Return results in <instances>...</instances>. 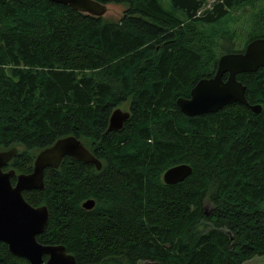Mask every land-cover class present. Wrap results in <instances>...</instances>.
Returning <instances> with one entry per match:
<instances>
[{
    "label": "trees",
    "instance_id": "obj_1",
    "mask_svg": "<svg viewBox=\"0 0 264 264\" xmlns=\"http://www.w3.org/2000/svg\"><path fill=\"white\" fill-rule=\"evenodd\" d=\"M98 1L127 8L109 21L51 0H0V151L17 148L4 169L31 172L38 151L68 135L101 161L66 156L45 169L42 190L23 191L49 210L38 241L62 244L78 264L264 256V66L237 75L259 112L235 102L188 116L176 104L221 54L264 38V0L244 22L232 15L258 0ZM224 19L235 25L213 29ZM124 104L122 128L108 129ZM180 163L190 175L166 184ZM0 264L30 263L0 242Z\"/></svg>",
    "mask_w": 264,
    "mask_h": 264
},
{
    "label": "water",
    "instance_id": "obj_2",
    "mask_svg": "<svg viewBox=\"0 0 264 264\" xmlns=\"http://www.w3.org/2000/svg\"><path fill=\"white\" fill-rule=\"evenodd\" d=\"M51 1L69 5L74 10L93 16L102 17L106 12V4L98 0ZM263 66L264 38H255L241 52L221 54L214 75L199 79L190 89L188 97H178L176 104L188 116L213 113L235 102L259 112L260 104H248L246 86L237 79V75L254 72ZM128 117V111L115 108L109 117L108 129L122 128ZM16 153V147L0 151V242L5 243L11 253L25 258L30 264H78L62 244H43L38 241L37 236L48 224L49 210L45 205L33 206L28 203L23 191L42 190L45 169L58 168L66 156L91 163L96 169L101 168V161L73 135L59 138L51 146L40 150L35 156L32 171L28 173L16 174L13 168L4 169ZM191 171V166L186 163L174 165L163 172V181L166 184L180 182ZM82 206L90 209L94 206V201L87 199ZM44 255L47 256L46 259Z\"/></svg>",
    "mask_w": 264,
    "mask_h": 264
},
{
    "label": "rangeland",
    "instance_id": "obj_3",
    "mask_svg": "<svg viewBox=\"0 0 264 264\" xmlns=\"http://www.w3.org/2000/svg\"><path fill=\"white\" fill-rule=\"evenodd\" d=\"M214 1L215 0H205V2H204L205 8L211 7ZM262 1L263 0L256 1V3H255L256 7L255 8L250 9L248 6H246L245 7L246 11H244V12L240 11V13H235L232 16H237V15L242 14V15H245L244 19L242 20L243 22L246 19L249 20L250 15L259 9L260 5L262 4ZM163 3L165 4V6H167V8H169V3L167 1H164ZM105 4H106V12L102 16V18L105 20L107 19L109 21H117L119 18L122 17L124 11L127 8V5L125 3L107 2ZM233 12H235V11H233ZM232 23L235 25L234 21ZM232 23H230L229 21L224 19V20L220 21L219 23L213 25V29L216 27L220 28V29H229L230 26H234ZM119 108L123 111L128 110L127 104L121 105V106H119ZM263 262H264V256H255L249 260H246L244 264H260Z\"/></svg>",
    "mask_w": 264,
    "mask_h": 264
},
{
    "label": "flooded vegetation",
    "instance_id": "obj_4",
    "mask_svg": "<svg viewBox=\"0 0 264 264\" xmlns=\"http://www.w3.org/2000/svg\"><path fill=\"white\" fill-rule=\"evenodd\" d=\"M129 112V111H128Z\"/></svg>",
    "mask_w": 264,
    "mask_h": 264
}]
</instances>
